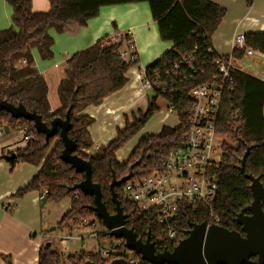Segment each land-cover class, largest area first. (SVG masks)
Masks as SVG:
<instances>
[{"label": "trees", "instance_id": "16d2710c", "mask_svg": "<svg viewBox=\"0 0 264 264\" xmlns=\"http://www.w3.org/2000/svg\"><path fill=\"white\" fill-rule=\"evenodd\" d=\"M47 1L48 11L36 13L32 10L31 0H5L12 11V26L0 31V101L24 106L27 111L41 117L46 125L54 118H64L71 108L69 118L72 127L68 137L77 143L75 154L90 163L91 180L100 187L101 201L108 213L113 215L114 205L109 191L112 173L119 181L126 177L129 168L133 167L132 179L148 177L153 173L158 155L179 145L190 108L188 93L214 74L213 61L217 55L208 50L212 47L211 38L225 16V10L208 0ZM253 1L246 0L247 6H251ZM139 3L147 5L159 39L171 44L167 52L146 67L145 80L153 82L155 73L162 76L166 73L172 74L173 66L191 55L194 59L193 65L200 66L201 72L195 75V82H186L185 90L181 88L173 96L152 92L155 95L147 99L145 114L132 123L126 121L122 129H117L115 138L105 148L99 149L97 155L87 158L81 150L90 149L92 146L88 141V129L93 124V119L81 115V112L88 107L100 106L106 98L126 86V74L137 63V55L133 54V59L124 61L119 58L118 52L133 46L132 39L126 33L112 38L104 37L89 48L72 55L66 61L64 78L57 88L60 106L53 113H49L46 83L33 66L32 51H36L41 61H50L53 59L54 43L50 31L61 34L71 23L85 27L90 20L98 16L103 7ZM244 48L264 55V32L245 34ZM232 57L234 61L240 62L245 58V52L234 48ZM22 60L26 62L25 66L19 65ZM185 72L188 77L190 71L186 69ZM230 77L232 83L226 85L223 90L219 124V133L227 139V142L223 143V152L228 159L219 169L214 207L216 214L221 218L220 226L241 233L235 220L239 214H246V208L252 202L250 182L244 175L258 178L264 187V81L236 67L230 72ZM158 98L175 106L179 126L163 127L157 135L144 136L138 141L128 160L120 164L116 156L118 151L134 138L159 110L156 105ZM22 126L27 127L32 139L23 149L14 152L16 159L9 163L11 167L15 164H27L40 167V170L26 186L17 190L13 197L21 198L30 192H37L47 203H58L67 199L71 209H67L59 223L60 228L67 226L69 222L76 223L81 220L96 222L104 228L91 210L93 198L78 190H72L82 181L83 175L76 174L69 165L61 162L59 157L62 144L58 136L46 142L42 135L35 132L32 123L22 119L15 120L6 112L0 111V131L4 132V127H7L8 131L18 132ZM248 148L250 153L245 160L244 174H241L238 171L239 162ZM123 185L124 183L115 188V194L125 215L126 228L132 229L137 239L142 242L148 237L154 242L159 236L156 223L152 218L145 221L134 205L123 200ZM44 193L46 194L43 196ZM75 194L78 196L77 200L72 199ZM186 218L179 230V237L173 242H155V252L164 251L165 246L172 250L180 240L187 237L192 224L204 220L190 214ZM99 239L115 240L107 232L101 233ZM117 241L120 242V250L124 251L123 242ZM119 256L120 254H117L113 258ZM1 258L7 260L6 256ZM113 258L105 260L81 252L78 257L63 260L58 253L50 251V248L41 247L37 264H107ZM141 264L147 263L142 261Z\"/></svg>", "mask_w": 264, "mask_h": 264}, {"label": "built area", "instance_id": "2783aa9c", "mask_svg": "<svg viewBox=\"0 0 264 264\" xmlns=\"http://www.w3.org/2000/svg\"><path fill=\"white\" fill-rule=\"evenodd\" d=\"M120 34L116 32L114 36ZM126 34L131 38L130 32ZM234 48L244 50L245 58L250 59L257 56L264 59L263 54L244 48V35L235 36ZM208 51L215 52L212 47ZM133 54H136L133 46L118 52L119 58L124 61L133 59ZM216 55L213 61L214 74L203 83L193 87L188 93L190 108L179 145L158 155V162L150 176L130 178L121 189V196L125 202L134 205L145 221L152 218L156 223L159 236L155 238L154 244L158 241L161 243L175 241L179 237L182 222L189 214L203 218L201 223H205L207 227L220 226L221 223L214 203L218 190L219 169L226 163L228 157L223 152L224 141L221 139L223 136L219 133L220 110L224 87L232 83L230 72L235 67V61L232 53L230 55L216 53ZM193 62L191 55L175 64L172 74L166 73L162 76L155 73L153 82L145 80L144 71L136 78L140 81L141 89L144 91H157L156 93L162 96H173L181 88L185 90L186 82H195V75L201 72L200 66L196 67ZM19 65L25 66L26 62L22 60ZM186 69L190 71L188 77ZM166 115L176 117L173 104H167ZM178 126L177 119L176 127ZM3 134L4 132L0 131V137ZM18 134L25 145L32 139L26 126L20 127ZM91 148L82 149V154L87 158L90 157ZM92 149L98 151L100 147L95 145ZM72 199L77 200L78 196L75 194ZM67 209H71L70 204ZM78 224L95 231L99 227L98 224L89 223L86 220H81ZM103 229V233L107 232L105 228ZM99 236L98 232L93 233L94 250L91 249L86 254L87 256H99L101 259L108 260L120 254L115 259H123L127 264H141L142 260L139 255L125 247L124 251L120 250L119 241L116 239L103 241L99 239Z\"/></svg>", "mask_w": 264, "mask_h": 264}, {"label": "crops", "instance_id": "0c3cea01", "mask_svg": "<svg viewBox=\"0 0 264 264\" xmlns=\"http://www.w3.org/2000/svg\"><path fill=\"white\" fill-rule=\"evenodd\" d=\"M208 1L225 10V16L211 38V45L216 53L230 55L236 35L264 32V0H254L251 6H247L246 0ZM31 4L33 12L36 13H44L49 9L47 0H31ZM11 14L12 11L5 0H0V31L12 26ZM116 31L121 34L130 32L134 52L137 55V63L126 74L128 82L122 90L128 87L129 91L132 92L131 88H137L130 100L133 97H139V94L144 92V90L138 88L140 81L137 80L136 76L142 74L147 66L167 52L171 48V44L162 42L159 39L157 28L145 3L103 7L100 9L98 16L90 20L85 27L71 23L63 29L61 34L50 31V36L54 41L52 60L43 62L39 59L36 51H32L33 66L47 86L49 113H53L60 106L57 88L64 78L66 61L75 53L89 48L100 39L104 37L112 38ZM252 59L254 60L252 61ZM247 61L252 66L258 65L261 67V65H264V59L257 56ZM260 77L258 78L264 80V71L260 73ZM122 90L106 98L100 106L86 108L81 112V115H87L93 119L91 126L96 123L99 115H114L116 108L113 110L109 106L114 104L113 101ZM108 102H110L109 106H106ZM122 107L120 106L117 109ZM91 126L88 129L89 132ZM16 134L18 132L8 131L0 137V264H7L8 261L3 260L1 256L10 255L7 245L11 241L17 240L19 236L17 237L16 234L20 229L22 228V234L24 230L31 231L34 229V225L31 223L33 220L22 212V205L18 202L19 200L14 199L13 195L38 174L40 167L27 164H15L11 167L10 163L4 160V156L26 146L21 139L12 142L10 138ZM24 198H27L34 207L41 206L40 204L44 200L37 192H30ZM13 255H19V257L16 258L10 255L12 264H21L19 260L22 254L18 252ZM37 261L38 253L36 258L35 255L31 256L30 263L37 264Z\"/></svg>", "mask_w": 264, "mask_h": 264}, {"label": "water", "instance_id": "95a60500", "mask_svg": "<svg viewBox=\"0 0 264 264\" xmlns=\"http://www.w3.org/2000/svg\"><path fill=\"white\" fill-rule=\"evenodd\" d=\"M70 109L65 113L64 118H54L49 125H46L41 117L27 111L24 106H14L0 101V111L6 112L15 120L22 119L32 123L35 132L42 135L46 142L58 136L62 144L59 157L61 162L69 165L76 174L83 175L82 181L72 190H78L83 195L93 198L91 210L110 237L122 240L127 250L139 255L147 264H264V187L258 178L244 175L250 182L252 202L246 208L249 215L239 214L235 220L241 227L243 235L217 225L207 227L205 223L193 224L187 237L180 240L171 251L164 250L157 253L149 237L142 242L137 239L132 229L125 227V215L116 198L115 188L130 180L133 167H130L128 175L119 181L112 173L109 191L114 205V214L110 215L101 201L100 187L91 180L90 163L75 154L77 143L68 137L72 127L69 118ZM4 133H8L7 127H4ZM249 153L248 148L239 162L238 171L241 174H244L245 160ZM15 159V153L4 156V160L10 163H13ZM252 258L256 260L251 261ZM7 264L11 263L8 261ZM107 264L127 263L123 259H114Z\"/></svg>", "mask_w": 264, "mask_h": 264}, {"label": "rangeland", "instance_id": "374dc122", "mask_svg": "<svg viewBox=\"0 0 264 264\" xmlns=\"http://www.w3.org/2000/svg\"><path fill=\"white\" fill-rule=\"evenodd\" d=\"M247 60L248 59L245 58L240 62L235 61L234 66L244 73L261 78L260 73L264 71V65H261V67L258 65L252 66ZM253 60L254 59H252V61ZM138 88L141 89L140 83ZM131 90L133 93L129 91L128 87H126L117 94V98L113 101L114 104L110 106V102L106 104V106H109L113 110L116 108L114 115H99L96 123L91 126L88 141L93 144L92 148L93 146L98 145L100 150H102L112 139H114L115 132L117 129H122L126 121L132 123L134 120H138L145 114L147 99L152 98L155 94L150 91H144L139 94V97L136 96L130 100V97L134 95L137 88H131ZM156 105L159 110L145 123L140 132L118 151L116 156L120 164H123L128 160L130 154L141 138L147 135H157L163 127L177 126L176 117L174 115H166L167 103L158 98L156 100ZM120 106L123 107L117 109ZM10 139L12 142H17L21 137L19 134H16ZM221 139L224 142H227L226 138L222 137ZM92 148L91 156L97 155L100 152V150L93 151ZM14 199L17 201L19 200L18 202L22 205V212L27 216H30V219L33 220L31 223L34 225V229L31 231L24 230V235L22 234L21 228L16 236L23 237H20V239L18 237L17 240L11 241L7 245L9 248L8 250H10L9 254L12 257H19V255L14 256V253L16 254L20 252L22 254L19 260L21 264H32V262L30 263L31 256L35 255L36 258L38 250L41 247L50 248V251L58 253L63 260H67L68 257H78L81 252L87 254L91 249L94 250L95 241L92 238L93 233H103L104 229L99 225L95 231L91 230L90 227L80 226L78 224L79 221L76 223L69 222L67 226H62L60 228L59 223L67 213V207L69 205L67 199L58 203H47L43 200L40 204L41 206L38 205L37 207H34L27 198H24V196L21 198L14 197ZM95 224L97 223L95 222ZM10 255L7 254L6 257L7 261L12 264Z\"/></svg>", "mask_w": 264, "mask_h": 264}, {"label": "flooded vegetation", "instance_id": "af4514ba", "mask_svg": "<svg viewBox=\"0 0 264 264\" xmlns=\"http://www.w3.org/2000/svg\"><path fill=\"white\" fill-rule=\"evenodd\" d=\"M245 215H249V213L246 212ZM221 227H222V226H221ZM240 230H241V227H240ZM241 233H242V232H241ZM241 233H240V234H241ZM242 234H243V233H242ZM146 239H147V238H146ZM146 239H145L144 241H146ZM179 240H180V239H179ZM163 250L171 251V249H168V247H166V246L163 247ZM156 252L160 253L161 251H156ZM254 260H256V258H252V259H251V261H254Z\"/></svg>", "mask_w": 264, "mask_h": 264}, {"label": "bare ground", "instance_id": "6f19581e", "mask_svg": "<svg viewBox=\"0 0 264 264\" xmlns=\"http://www.w3.org/2000/svg\"><path fill=\"white\" fill-rule=\"evenodd\" d=\"M136 74V73H135ZM136 84V83H135Z\"/></svg>", "mask_w": 264, "mask_h": 264}]
</instances>
